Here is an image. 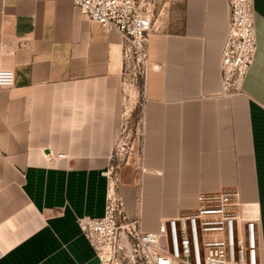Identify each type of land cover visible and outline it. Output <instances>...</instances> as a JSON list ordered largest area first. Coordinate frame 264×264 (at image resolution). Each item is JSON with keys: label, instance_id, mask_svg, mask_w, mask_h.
I'll return each mask as SVG.
<instances>
[{"label": "crops", "instance_id": "crops-1", "mask_svg": "<svg viewBox=\"0 0 264 264\" xmlns=\"http://www.w3.org/2000/svg\"><path fill=\"white\" fill-rule=\"evenodd\" d=\"M229 2L171 0L150 34L140 171L124 169L118 185L148 232L202 194L238 191L261 217L264 264V0L257 59L232 97L221 76ZM0 68L16 75L0 89V264H100L79 219L104 216L118 176L121 34L73 0H0Z\"/></svg>", "mask_w": 264, "mask_h": 264}, {"label": "built area", "instance_id": "built-area-1", "mask_svg": "<svg viewBox=\"0 0 264 264\" xmlns=\"http://www.w3.org/2000/svg\"><path fill=\"white\" fill-rule=\"evenodd\" d=\"M88 19L105 32L117 31L123 38L126 61L123 76L135 72L143 77V104L150 70L148 40L160 30L153 17L151 0H73ZM258 30L255 0H230L229 31L221 55L222 95L245 92L244 85L257 59ZM134 70V71H133ZM16 84L14 70L0 68V89ZM53 153V152H52ZM48 154L59 161L66 154ZM115 167H112L114 169ZM105 174L110 175L109 171ZM119 178L112 180L103 217H81L79 225L95 248L100 264L126 248L139 264H262L261 217L240 199L235 190L202 194L197 208L188 214L163 218L159 231L141 227L140 216L127 212L119 190ZM109 257V259H108Z\"/></svg>", "mask_w": 264, "mask_h": 264}, {"label": "rangeland", "instance_id": "rangeland-1", "mask_svg": "<svg viewBox=\"0 0 264 264\" xmlns=\"http://www.w3.org/2000/svg\"><path fill=\"white\" fill-rule=\"evenodd\" d=\"M154 6L153 17L160 30L172 17L171 0H151ZM124 58V56H123ZM130 68L135 66V73L127 74L122 79V102L124 109L123 123L115 141L114 156L116 157L119 179L122 180L123 170H129L133 175L140 171L142 157V102H143V77L139 74V67L130 59ZM126 67V61L124 58ZM134 71V70H133ZM115 176V175H114ZM109 259V257H108ZM105 264H139L132 258L126 248L120 254H114Z\"/></svg>", "mask_w": 264, "mask_h": 264}]
</instances>
